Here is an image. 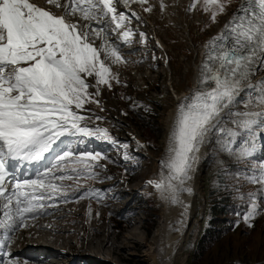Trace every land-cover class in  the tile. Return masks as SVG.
I'll return each instance as SVG.
<instances>
[{"label": "snow or ice", "instance_id": "1", "mask_svg": "<svg viewBox=\"0 0 264 264\" xmlns=\"http://www.w3.org/2000/svg\"><path fill=\"white\" fill-rule=\"evenodd\" d=\"M147 2L46 0L48 5L63 9L57 14L30 0H0V229L4 231L0 249L11 243L15 232L29 226V218L45 214L53 196H66L50 178L52 169L35 179L17 182L9 191V160L40 161L65 136L111 139L106 129L83 126L85 117L77 110L86 103H99L93 96L99 95L101 85L110 88L113 80L119 83L108 62L126 63L120 47L132 44L136 31L130 26L131 18L139 21L141 17L135 11H130V16L118 12L117 5L130 10L132 4L143 6ZM210 2L216 9L211 17L215 22L217 11L223 13L225 5L220 0ZM208 3L205 0V11ZM143 10L151 12L152 7ZM76 16L87 23L74 22L71 18ZM93 21L99 27L94 28ZM110 32L119 44L109 41ZM138 34L140 42L145 43L146 34ZM96 39L101 41L99 46L95 45ZM205 49L200 84L178 105L167 153L160 161L166 174L162 171L159 181H149L172 204H182L181 192L191 193L187 181L191 179L196 154L210 132L215 129L229 137L221 148L233 153L232 144L239 133L220 127L224 116L239 117L235 122L248 134L249 138L238 146V157H250L255 151V129L264 128V111L233 113L232 109L245 90L256 93L257 102L264 105V78L253 82L256 74L264 71V0H243ZM88 77L94 78L95 84L89 83ZM89 88H95V93ZM71 156V151H64L56 159L63 161ZM86 157L95 161L100 154L86 153ZM77 162L85 168L90 166L86 160ZM55 179L63 181L65 177ZM250 182L260 184L264 190V164L253 173ZM248 199L250 208L243 218L252 226L250 222L260 209L254 194H248ZM8 264L18 262L9 259Z\"/></svg>", "mask_w": 264, "mask_h": 264}, {"label": "rangeland", "instance_id": "2", "mask_svg": "<svg viewBox=\"0 0 264 264\" xmlns=\"http://www.w3.org/2000/svg\"><path fill=\"white\" fill-rule=\"evenodd\" d=\"M183 1L185 3L186 0ZM220 2L224 3L225 11H217L216 20L213 22L212 12L216 9L210 0L207 11L205 0H195L194 8L188 2L185 5L181 1L176 7L181 11L177 9L179 14L183 13L187 17L184 26L188 27L189 37L187 38L179 25H171L169 22L161 28L164 32L159 44L156 39L154 41L151 38L142 24L131 18L130 26L136 31V35L133 36L131 45L121 44L120 47L126 63L108 62L119 83L113 80L110 88L101 85L99 95L93 96V100L99 103H86L79 109L85 117L83 126L93 128L102 125V129H106L112 137L105 139L98 136L81 137L79 134L73 136L76 149L83 155L76 161L72 158L73 155L68 157L72 158L68 166L76 169L79 165L85 166L77 161L86 160L89 165L97 162V168L80 173L83 177L76 183L83 190L80 197L78 190L73 189V180L66 182L67 191L64 192L70 195L74 193L75 199L72 203L59 207L61 215L55 216L57 222H62L57 225V232L60 234L40 230L18 239L20 248L25 243L35 246L34 250L30 246L25 248L26 251L28 247L31 249L28 252L31 260L39 264H46V261L54 264H150L147 251L151 245L150 238L163 213V205L158 201L161 192L153 189L149 181L158 174L154 160L159 156L166 135L164 123L175 110L174 98L185 92L192 80V62L197 58L195 50L198 51L217 36L230 21L233 12L243 3L242 0ZM169 7L171 10L170 4ZM139 32L146 34L145 43L140 42ZM110 38V41L120 43L112 33ZM191 45H195L197 49ZM164 55L168 59L166 64L163 61ZM261 78H264V71H259L253 82ZM87 80L95 84L94 78L88 77ZM88 91L95 93L96 89L89 88ZM249 96L247 100L237 101L233 113L264 111V105L257 102L256 93H249ZM130 100L151 108L153 125L143 127L140 121L135 124L134 117L129 116L125 108V104L133 106L128 103ZM238 119L240 118L235 115L231 118L225 116L220 125L221 128L233 129L239 133L232 144L233 153L222 150L221 145L230 138L223 136L218 130H214L205 142V164L200 173L201 186L191 196L195 200L192 220L187 223V235L176 264H264V190L260 184L250 182L253 173L264 164V142L262 138V143L258 144L260 148L256 145L257 149H261L259 155L254 158H239L238 146L249 137L235 122ZM263 130L264 128L255 129L256 133ZM131 132L146 142L144 148H138L128 141L127 137H130ZM119 141L124 143L121 145ZM86 153H99L100 158L91 161ZM89 173L92 174L91 177ZM114 181L122 187L119 189V200L113 198L114 194L106 188V185ZM186 186L191 187L189 183ZM132 194L136 200L127 206L125 201ZM248 194H254L260 209L250 222L252 226L243 218L250 208ZM91 201L95 205L91 206ZM105 202H111V205L108 206L107 203V207H104ZM217 203L225 215H212L210 207ZM68 206L70 207L67 208ZM86 222L89 225L84 226ZM206 229L211 231L204 234ZM129 233H135L136 242L127 241L126 245L122 241ZM140 239H144V244L139 242ZM42 245L46 260L37 255L39 251L44 252L38 250ZM128 246L131 247L125 248ZM48 247H55L58 251L64 249V252L55 254ZM98 249L100 253L109 256L110 263L92 257ZM19 262L18 264H24L22 259Z\"/></svg>", "mask_w": 264, "mask_h": 264}, {"label": "bare ground", "instance_id": "3", "mask_svg": "<svg viewBox=\"0 0 264 264\" xmlns=\"http://www.w3.org/2000/svg\"><path fill=\"white\" fill-rule=\"evenodd\" d=\"M181 1L184 3L183 0H148L147 4H145L143 6H139L136 9L133 8L132 11H135L138 13V15L141 17V20H139V21L137 20V21L143 25V28L148 32V34H150V36L152 38L156 39V41H158L160 43L162 41L161 38H163L162 34L164 32V30H162L161 28L163 27L164 24H169V22L171 25H176V24L179 25L180 29L184 32V34L188 38L189 37V30H188V27L184 26V23L186 21L185 18H187V17H185L183 15V13L179 14L178 13L179 9L176 7L180 4ZM187 2L189 3V5L192 6V4L195 2V0H186L185 3L187 4ZM161 3H163V5H164L163 8L161 7ZM169 4L172 8L171 10H169V8H170ZM148 6L152 7L151 12H145L143 10L144 7H148ZM181 6H182V3H181ZM170 13L176 14L177 16H173ZM129 14H130V11H129ZM231 18H232V16H231ZM177 28H178V26H177ZM161 30H162V32H161ZM219 34H220V32H219ZM190 42H191V40H190ZM206 44L207 43H205L203 46H201L198 49V51L195 50L197 58L194 59V61L192 62V64H193L192 67H194L193 77H192L191 82H189L190 84H189L187 90H185V92L181 93L178 97L174 98V100L176 102L175 110H174L172 115H170L166 118V121L164 123V130H165L166 135L164 136V139L162 142V149L160 150L159 156L156 157V159L154 160L155 165L157 166L158 174H157V176H154L152 179H150V181H153V180L159 181L161 179V172L162 171L166 174V170L161 168L160 161L165 157V155L167 153L169 135H170V131L172 129L174 120L176 118L178 105L183 101L184 97L191 95L193 93V90L196 89L200 84L199 70H200L202 58H203L205 51H206V49H205ZM191 47H192V45H191ZM193 47L195 49H197V47L195 45H193ZM249 97L250 96H249L248 90H245V92L241 93L240 97L237 98V101L239 99L247 100ZM235 106H234V108H235ZM227 111L228 110L226 109L225 112H227ZM254 113H258V112H254ZM213 131L209 133L205 142L207 141L209 136L213 133ZM263 137H264V130H263L262 135H258L256 137L255 142H257V144H256L257 146H259L258 144L261 142V139ZM205 142L201 145L199 152L196 154L197 159H196V161L193 165L192 171L190 173L191 179L189 181H187V183H189L191 186L190 188L192 189V191H191L192 194H190L188 192H181L179 194V199L182 201V204H172V203H170V201L168 199H165L161 194L158 197V201L160 202L161 205H163V208H162L163 213L161 215V218L159 220L157 228L154 230V232L150 238L151 239V243H150L151 245L148 247V251H147L148 263H150V264H176L177 263L179 251L181 250L182 244L185 242V238L187 235V223H188V221L191 222V220H192L193 203L195 201V200L193 201L192 197L195 195L194 193L197 190V187H199V185L201 186L200 173H201V168L205 164V159H204V157H205V155H204L205 154V148H204ZM255 149H257V148H255ZM150 185H151V187L153 186L152 184H150ZM106 188H108L107 190L114 194L113 198H115L117 200L120 199V196L118 194L120 193L119 189H122V187L117 182L114 181V182L108 184V186ZM153 189H156V188L153 186ZM125 202H126L127 206L130 204V202H127V201H125ZM107 203H108V206L111 205V202H105L103 204V206L107 207L106 206ZM90 204H91V206L95 205V203L93 201H91ZM69 207L70 206H68L67 208H69ZM190 209H191V211H190ZM68 213H70V210H68ZM57 214L61 215V212H58ZM80 216H82V215H80ZM33 222H35V223H33ZM31 223H33L31 225V227L20 232L17 237H14V239L12 240V242L9 245V251L8 252L15 251L17 257H14L12 260L17 261L18 263H20L19 261H21V258H26L25 261L22 259L24 264H39L37 261L34 262L33 260H31L28 256L29 250H31V249L34 250L35 246H31L30 245L31 243H29V245L25 243L24 246L20 248L18 246V239L19 238L26 237L28 233H32L33 228H37V229L42 230V231H51L52 233H55V234H60L57 232L59 230L57 225L62 223V222H57L55 220V216H52V217H49L46 219H37V220L32 221ZM87 225H89V224L86 222V224L84 226H87ZM134 237H135V233H133V234L129 233L128 236L125 235L124 240L122 242L127 245L128 244L127 241H131V242L133 240L135 241ZM143 240L144 239H140L139 242L144 244ZM33 245H36V244H33ZM27 246H30L31 249H29V247H28V250L26 251L25 248ZM130 247L131 246H128L125 248L128 249ZM39 249L44 251L45 248H43V245H42V246L38 247V250ZM48 250L54 252L55 254L56 253H62V251H58L55 247H53V248L48 247ZM99 250L100 249H98L96 251L97 252L96 255H93L92 257H94L95 259H97L99 261H105L104 263H107V262L110 263L109 256L106 255V253L105 254L100 253ZM90 253H87V255H90ZM20 254H22L23 256H20V258H19ZM37 255L43 256L44 257L43 260L47 259L45 251L43 253L41 251H39V252H37ZM88 260H91V259H88ZM7 264H8V261H7ZM46 264H54V263L51 261H46Z\"/></svg>", "mask_w": 264, "mask_h": 264}, {"label": "trees", "instance_id": "4", "mask_svg": "<svg viewBox=\"0 0 264 264\" xmlns=\"http://www.w3.org/2000/svg\"><path fill=\"white\" fill-rule=\"evenodd\" d=\"M128 103H132L133 106H128V104H125V108L127 110V114L129 116H133L135 119V124L137 123V121H140L143 125V127H148L150 124L153 125V115H152V110L150 107L147 108V106H145L144 104H140L138 102H136L135 100H130ZM216 206V207H215ZM214 207L211 206L210 208L212 209V215L215 216V214L223 216L225 215L224 210L222 209V207L219 206V203H217ZM216 210V211H215ZM216 217V216H215ZM211 230L206 229L204 230V234L205 232H210ZM203 234V235H204ZM202 235V236H203Z\"/></svg>", "mask_w": 264, "mask_h": 264}]
</instances>
